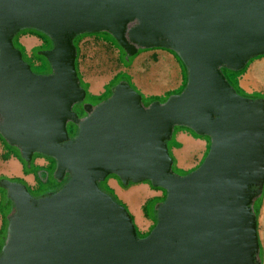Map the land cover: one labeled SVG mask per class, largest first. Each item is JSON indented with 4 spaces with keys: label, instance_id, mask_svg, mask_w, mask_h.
<instances>
[{
    "label": "water",
    "instance_id": "obj_1",
    "mask_svg": "<svg viewBox=\"0 0 264 264\" xmlns=\"http://www.w3.org/2000/svg\"><path fill=\"white\" fill-rule=\"evenodd\" d=\"M26 30L52 40L39 52L49 74L15 46ZM102 32L127 58L173 51L187 69L184 91L146 106L123 80L107 100L85 104L75 40ZM260 56L264 0H0V135L28 166L36 154L55 160L64 182L36 198L0 179L14 204L0 264H262L254 205L264 193V98L239 94L223 71ZM176 128L211 139L184 176L169 148ZM110 176L167 192L148 236L101 189Z\"/></svg>",
    "mask_w": 264,
    "mask_h": 264
},
{
    "label": "rangeland",
    "instance_id": "obj_2",
    "mask_svg": "<svg viewBox=\"0 0 264 264\" xmlns=\"http://www.w3.org/2000/svg\"><path fill=\"white\" fill-rule=\"evenodd\" d=\"M34 34H35L34 31L25 32L23 35H21L19 39L20 43L24 45L26 48L27 57H25V61L31 65L32 70L35 73L49 74L51 72V66L47 61V59L44 56L40 55L39 52L48 50L52 46V42L46 38L48 40L49 45L47 47L41 48L42 41ZM31 40H32V45L28 46L26 43ZM75 43L77 44V40L75 41ZM119 48L120 47L118 43L115 42L114 38L106 32H102L98 34H90L78 40L79 51H78V59H77V66H78L77 70L80 75V78L82 79V86L84 87V89L87 90V97L84 102L85 104L97 105L107 100L112 95V89L122 80V79L114 80L115 76L119 73H127L132 77V82L135 84L138 91L144 95L145 105H149L151 103L147 99L149 97H160L159 99L161 101H166L171 95L180 94L181 92L184 91L185 89L184 85L186 83V72L183 63L175 53L174 56L173 54L170 53L171 51L169 52L165 49H151L142 52L134 59L133 57H130V59L127 60L128 59L127 56H125L123 52L121 53ZM35 49L37 50L35 51ZM41 61L44 64V67L39 68V66L41 65ZM163 62H166L169 65L170 68V73L168 77L169 79L166 82V84H161V85L158 84V87H155L153 84L155 83L153 78L157 77L160 74L161 64ZM255 64L261 65L259 68L261 69V72L264 73V64H262L261 62L254 61L249 66L248 70L251 69V67ZM125 66H129V67L126 68ZM182 77L184 79L182 87L178 88L181 83ZM243 81L245 82L244 83L242 82V84L247 89H250L245 91L246 95L252 98L255 97L254 94H260L264 96V77L261 80H259L258 84L251 83L249 78L247 79L246 77L243 79ZM96 82H100L101 84L99 87V91L97 92L100 93L105 92V95L103 97L102 96L93 97L94 96L93 93H97V92H93L92 90L93 85ZM146 84L149 86L148 89L150 90L144 88ZM170 93L172 94L169 95ZM83 108L84 106H82L81 104L75 106V112L78 113L79 117H81L80 113L81 115L83 113ZM68 129H69V133L71 134V137H74L75 132L77 131V126L71 123L69 124ZM191 132L195 136H198L193 131ZM206 138L211 143L210 137H206ZM6 143L0 137V179L7 178L11 180L18 178L16 174L11 172L10 169V164L14 163L12 161L14 157L20 161L23 167L25 166L24 174L32 172L36 176L38 184L34 186H29L28 183L23 178H21L25 181V184L28 186L30 193L34 197L40 198L48 193H54L56 190V186L60 184V182L55 179L56 162L52 160V165L50 166L48 164L49 162L47 160V157L36 155L35 159H33L32 162L40 163L41 165H45L43 167H49V168L38 169L35 167L34 164H32V166L30 167L23 160L21 153L17 148L14 147L10 148V152H8ZM12 153L14 156L9 157V155H11ZM207 154L205 158L207 157ZM204 160L202 161V163L204 162ZM193 171L187 173L181 171L180 169L175 168V172L183 176ZM107 182L102 184V188L104 190H107L106 189ZM119 182L121 187H123L124 185L122 184L120 179ZM133 185L134 184H132L130 187L125 186V190H131L133 187H135V185L134 186ZM153 189L155 191H163L161 189H156L154 187ZM165 195L166 193L164 192V196L162 200H160L158 203L154 202L149 204L147 210L150 211V213H152L153 215H155V212L157 214V207L159 206L160 203L166 200ZM133 198H138V197L134 195ZM255 208H257L256 214L258 216V233L261 243V253L259 259L262 261V264H264V238L263 239L261 238V232H264V226H261L259 223L260 213L261 210L264 208V193L255 202ZM13 212H14V207L12 205V202H10V200L8 199L7 192L4 189L0 188V218L1 221H3L4 223V229L2 231V235L0 236L1 243H2V238L6 239L8 232V225H9L8 219L11 216V213ZM157 222L155 223L154 227L156 226ZM154 227L150 230V232L154 229ZM150 232L143 235L138 231V235L146 237L150 234ZM3 246L4 243L1 246V249L3 248ZM1 253L2 251L0 250V254Z\"/></svg>",
    "mask_w": 264,
    "mask_h": 264
},
{
    "label": "crops",
    "instance_id": "obj_3",
    "mask_svg": "<svg viewBox=\"0 0 264 264\" xmlns=\"http://www.w3.org/2000/svg\"><path fill=\"white\" fill-rule=\"evenodd\" d=\"M28 46L32 45V40L28 41L26 43ZM255 62H261L264 64V57L259 58L255 60ZM261 65L255 64L251 67V69L248 70L247 73L242 75L239 78V86L244 91L250 90L247 89L242 82L244 83L243 79L246 77L249 78L250 82L253 84H258L259 80H261L264 77V73L257 72V70L261 69L259 68ZM170 72V68L168 70ZM169 77V76H168ZM169 79V78H167ZM183 77L181 80V83L178 88L182 87L183 84ZM165 81V78L164 80ZM162 81V82H163ZM168 81V80H167ZM157 83L154 84L155 87H158ZM163 84H166L165 82ZM100 82H96L93 85V92L99 91ZM144 88H149V86L146 84ZM252 89V88H251ZM150 90V89H148ZM103 93L97 92L93 93L94 96H101ZM210 141L206 137H200L195 136L190 130L185 128H177L175 130L174 136L169 143L170 153L175 161V168L180 169L184 172H190L195 170L204 160L208 149H209ZM14 163L10 164L11 172L16 174L18 178H23L29 186L37 185V178L36 176L31 172H29L28 175L24 174V167L20 163V161L17 158L12 159ZM35 167L38 169H48L49 167H43L45 165H41L40 163H34ZM107 186L110 187L115 191V194L119 197V199L125 203L129 210L131 211L132 215L134 216V221L136 223V226L141 234H147L150 232V230L154 227L155 223L157 222V214L155 212V215L150 213V211L147 210L148 205L151 203H158L160 200H162L164 196L163 191H155L150 183H140L135 184V187H133L131 190H125V187H121L119 179L117 177H110ZM134 186V185H133ZM136 195L138 198H133V196ZM264 214V208L261 210L260 217H259V223L261 226H264L261 219ZM4 229V223L1 221L0 218V236L2 235V231ZM263 232H261L262 235ZM1 239V238H0ZM2 243L0 242V247Z\"/></svg>",
    "mask_w": 264,
    "mask_h": 264
},
{
    "label": "trees",
    "instance_id": "obj_4",
    "mask_svg": "<svg viewBox=\"0 0 264 264\" xmlns=\"http://www.w3.org/2000/svg\"><path fill=\"white\" fill-rule=\"evenodd\" d=\"M32 31H34L35 32V34L34 35H36L41 41H42V45H41V48H43V47H47L48 45H49V43H48V40L47 39H49L51 42H52V40L48 37V36H46V35H44L43 33H41V32H38V31H35V30H26V31H22L20 34H18L16 37H15V39H14V43H15V46L19 49V50H21V52L23 53V57H24V59H25V57H27L26 56V48H25V46L24 45H22L21 43H20V41H19V39H20V37H21V35H23L25 32H32ZM87 35H90V34H85V35H81V36H79V37H77L76 38V40H77V44L75 43V45L78 47V40L79 39H81L82 37H84V36H87ZM47 38V39H46ZM75 40V41H76ZM116 42V41H115ZM119 45V44H118ZM53 47V42H52V46L49 48V49H51ZM120 47V46H119ZM37 49H35V51H36ZM119 50H120V52L122 53H124V55L125 56H127L126 55V53H125V51L120 47L119 48ZM34 51V52H35ZM79 51V50H78ZM146 50H140L139 51V53L136 55V56H134L133 57V59L134 58H136L138 55H140L142 52H145ZM167 51H169V50H167ZM170 52V51H169ZM171 54H173L174 56H175V54H174V52H170ZM262 57H264V56H260V57H256V58H253L249 63H248V65L242 70V71H240V72H234V71H229V70H227V69H224L223 71H224V73H225V75H226V77H227V79L229 80V82L236 88V90H237V92L239 93V94H241V95H243V96H245V97H249L248 95H246V92L242 89V88H240V86H239V78L242 76V75H244L246 72H247V70H248V68H249V66L255 61V60H257V59H259V58H262ZM28 59V58H27ZM130 58H128L127 60H129ZM29 60V59H28ZM40 60V59H39ZM182 62V61H181ZM183 66H184V68H185V72H186V83H185V85H184V87H186V84H187V78H188V74H187V69H186V67H185V65L183 64ZM42 67H44V64L42 63V61H41V65L39 66V68H42ZM78 67V66H77ZM126 68H128L129 66H125ZM80 76V75H79ZM115 79H122V80H126V81H128L130 84H131V86L134 88V89H136V90H138L137 89V87L135 86V84L132 82V77L129 75V74H127V73H119V74H117L116 76H115V78H114V80ZM232 79V80H231ZM82 80V79H81ZM121 80V81H122ZM81 84H82V81H81ZM172 93H170L169 95H171ZM105 95V92L101 95L102 97ZM101 96H98V97H101ZM254 98L253 99H257V98H264V96H262V95H260V94H254ZM93 97H97V96H93ZM160 97H149V98H147L148 100H149V102H154L155 100L156 101H161L160 99H159ZM249 98H252V97H249ZM143 101H144V99H143ZM162 102H164V101H162ZM150 103V104H151ZM149 104V105H150ZM146 106H148V105H146ZM177 129V128H176ZM77 134V131L75 132V135ZM71 135V134H70ZM0 137L2 138V140L6 143V141L3 139V137L0 135ZM6 146H7V148H8V152H10V148H13V147H11L9 144H7L6 143ZM210 147H211V143H210V146H209V150H210ZM36 155H39V154H36ZM36 155L34 156V158L33 159H35V157H36ZM11 156H14L13 155V153L11 154V155H9V157H11ZM39 156H42V155H39ZM55 161V160H54ZM33 164V163H32ZM32 164H31V166H32ZM30 166V167H31ZM25 167V166H24ZM174 170H175V164H174ZM29 173H25V175H28ZM110 177H115V176H110ZM109 177V178H110ZM108 178V179H109ZM108 179L105 181V182H107L108 181ZM12 181H15V182H19V183H23V184H25V181L23 180V179H21V178H16V179H11ZM105 182H103V183H105ZM103 183H100V187H101V189L104 191V192H106L107 194H109V195H111L112 197H113V199L116 201V202H118V203H120V204H123L127 209H128V207L126 206V204H124L120 199H119V197L115 194V192H114V190L113 189H111L110 187H108L107 185H106V189L107 190H104L103 188H102V184ZM147 183H149V182H147ZM64 185V184H63ZM132 185V183L129 185V187ZM135 185V184H134ZM63 187V186H62ZM61 187V188H62ZM125 187V186H124ZM156 189H160V188H156ZM162 190V189H161ZM164 191V190H163ZM165 193H166V195H165V199H166V197H167V192L166 191H164ZM258 200V199H257ZM256 200V201H257ZM12 205H13V207H14V204L12 203ZM254 208H255V205H254ZM257 211V208H255V212ZM134 219V218H133ZM9 223V222H8ZM137 231H139L138 230V228H137ZM143 235H145V234H143ZM139 236V235H138ZM139 237H141V238H143L142 236H139ZM145 237V236H144ZM4 240H6L5 238H2V245H3V243L5 244V242H4ZM1 245V246H2ZM0 250L2 251V249H1V247H0Z\"/></svg>",
    "mask_w": 264,
    "mask_h": 264
},
{
    "label": "bare ground",
    "instance_id": "obj_5",
    "mask_svg": "<svg viewBox=\"0 0 264 264\" xmlns=\"http://www.w3.org/2000/svg\"><path fill=\"white\" fill-rule=\"evenodd\" d=\"M168 70H169V65L166 63V62H163L162 64H161V71H160V74L157 76V77H155V78H153L154 79V81H155V83H153V84H157V83H166L167 82V78H168V76H169V73L170 72H168ZM257 72H261L260 70H257ZM164 78H165V81H163L164 80ZM163 81V82H162ZM261 221H262V223L264 224V214H263V216H262V219H261ZM261 238L263 239L264 238V232L262 233V235H261Z\"/></svg>",
    "mask_w": 264,
    "mask_h": 264
},
{
    "label": "flooded vegetation",
    "instance_id": "obj_6",
    "mask_svg": "<svg viewBox=\"0 0 264 264\" xmlns=\"http://www.w3.org/2000/svg\"><path fill=\"white\" fill-rule=\"evenodd\" d=\"M86 115V113L83 111V113H82V115H81V113H80V116L81 117H84ZM47 160H48V164L51 166L52 165V160L53 159H51V158H47ZM33 164H34V162H32ZM63 184L64 183H62V182H60V184H58L57 186H56V190H55V192H57V191H59L60 190V188L63 186ZM47 195V194H46ZM11 202V201H10ZM142 237H144V236H142Z\"/></svg>",
    "mask_w": 264,
    "mask_h": 264
}]
</instances>
